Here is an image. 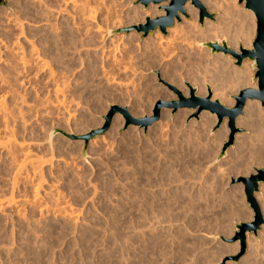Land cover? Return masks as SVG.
<instances>
[{
	"label": "rangeland",
	"instance_id": "rangeland-1",
	"mask_svg": "<svg viewBox=\"0 0 264 264\" xmlns=\"http://www.w3.org/2000/svg\"><path fill=\"white\" fill-rule=\"evenodd\" d=\"M90 1L87 16L70 4L60 12V0H0V99L14 113L9 124L0 116V264H264V225L257 237L248 235L237 262L238 243L223 241L253 218L242 184L231 180L264 169V155H257L264 131L250 110L237 118L242 132L217 164L229 129L226 120L216 128L208 112L195 119L194 110L171 116L162 109L146 130L126 127L115 114L105 133L82 140L103 126L111 106L142 118L158 101L176 100L163 81L185 97V83L200 97L210 90L214 101L232 107L237 89L219 67H238L197 45L225 39L234 51L251 49L255 18L249 39L242 30L234 40L233 26H219L212 41L168 50L155 45L154 34L168 38L171 28L146 38L131 30L164 16L160 7L168 2L145 9L139 0ZM202 4L214 17L202 28L224 24ZM152 6L158 15L146 17ZM234 8L245 10L238 0ZM186 14L174 25L191 22ZM196 24L201 28L198 11ZM255 198L264 218V184Z\"/></svg>",
	"mask_w": 264,
	"mask_h": 264
},
{
	"label": "water",
	"instance_id": "water-1",
	"mask_svg": "<svg viewBox=\"0 0 264 264\" xmlns=\"http://www.w3.org/2000/svg\"><path fill=\"white\" fill-rule=\"evenodd\" d=\"M168 2V6L163 8L165 11L164 17H157L155 19H146V24L139 25L131 30L136 33H142L143 38L153 35L157 30L163 35H167V30L174 26L175 21L179 22V15L187 16L185 13V5L189 3L198 11V22L202 26L205 20H213V14L209 13L206 7L200 0H140V3L146 9L150 4L159 5ZM238 5H243L245 10L253 13L256 23L255 37L251 43V49H245L242 45L239 46L238 51H234L227 45L225 39L216 40L215 42H206L197 45L200 48L209 50L210 55L229 56L234 60L236 67L241 68L245 61L250 63V69L254 71L252 83H256V89L245 88L233 96L234 105L226 107L219 100L211 101V93L208 91L207 97H200L197 95V89L191 84L185 83L188 89V97H185L181 91L175 86L163 81V84L176 96V100L170 102L158 101L153 110L152 116H145L142 118L132 117L126 109L111 106L108 113L103 117L104 124L101 128L91 131L88 135L82 137L85 143L94 139L97 136L105 133L110 127L112 118L115 114H120L125 119V126H137L146 130L160 119L162 109L171 110L173 116L179 110H194L193 117L198 119V116L203 112H208L211 116L216 118V128L220 127L224 121H227L229 134L226 142L222 145L221 151L214 161L217 164L226 156L227 151L234 147L236 135L242 130L236 127V120L243 115L245 104L248 100L258 101L261 107H264V0H238ZM114 32H110L113 34ZM57 131L49 135V144L52 141ZM70 139L74 136L67 135ZM232 185L242 184L245 201L249 209L253 213V218L248 223H238L234 227V234L231 239H223L228 243L237 242L239 245L238 255L233 258L237 262L247 250V237L253 234L257 237L261 226L264 225V218L262 216L260 207L255 198L259 192L260 184H264V169H255L254 174L248 177H239L231 180Z\"/></svg>",
	"mask_w": 264,
	"mask_h": 264
},
{
	"label": "bare ground",
	"instance_id": "bare-ground-1",
	"mask_svg": "<svg viewBox=\"0 0 264 264\" xmlns=\"http://www.w3.org/2000/svg\"><path fill=\"white\" fill-rule=\"evenodd\" d=\"M89 1L90 0H60V2H62V4H63V6H60L59 7V10H60V12H64L66 9H63V8H66V6L68 5V4H70L71 5V7H72V5H73V9H75L76 8V13H77V8H79V12L80 11H82V10H84V9H86V10H84L85 12H87V16H88V9L87 8H89L90 7V3H91V1H90V3H89ZM94 1V0H93ZM140 1V0H139ZM202 1V3H205V4H207V6H208V8L210 9V10H213V11H216V12H220L221 13V15L223 16V22H224V24L222 25V23L219 21L218 22V24H217V26H208V24H205V26H204V28H202V26H201V28H199L198 27V25L196 24V17H197V9H195L194 7H192L189 3H187L186 5H185V13H188V14H191V18H192V21L191 22H185V21H183L182 22V24H175L173 27H171V29L168 31L169 32V37L168 38H163V37H161L158 33H156V34H154V39H155V45L156 46H161L162 44H164L165 45V48L164 49H168L169 50V48L173 45V47L174 46H176L177 47V43H180V44H184V45H186L188 48L189 47H191L194 43H199V42H201L202 40H206V41H212L213 40V38H215V34L216 33H218L219 32V30L218 29H220L219 28V26H225V28L226 29H229L231 26H233V39L234 40H237V38H238V36H239V34H241L242 33V30L244 31V33H246L247 34V36H248V33H249V31L252 29V28H250L251 27V25H252V23H253V18H254V15H253V13L251 12V11H249V10H239V11H236L235 10V8H234V2H235V0H233V1H231V0H220V1H213V0H201ZM164 3H166V2H164ZM153 5V4H152ZM89 6V7H88ZM155 6H157V5H155ZM165 7H167L166 5H164L163 7H160V9L161 10H163V8H165ZM231 7H233L232 9H231ZM63 9V10H62ZM90 10H91V8H90ZM111 10V9H110ZM238 10V9H237ZM68 11V10H67ZM74 11V10H73ZM92 11V10H91ZM109 11V10H108ZM164 11V10H163ZM59 12V13H60ZM69 12V11H68ZM72 12V11H71ZM107 12V11H106ZM58 13V12H57ZM65 13H66V11H65ZM64 13V14H65ZM92 13V12H91ZM81 14H83V12L81 13ZM145 14V16L147 17L148 15H150L151 17H153V16H155V15H158V12H157V10H156V7H154V6H152V7H150L149 8V10L147 11V12H145L144 13ZM79 15H80V13H79ZM92 15V14H91ZM159 15H162V13H159ZM164 15H165V11H164ZM181 15V14H180ZM179 15V16H180ZM187 15V14H186ZM81 16V15H80ZM93 17V16H92ZM162 17H164V16H162ZM82 18V17H81ZM85 18V17H84ZM88 18H90V16L88 17ZM147 19H149V18H147ZM80 20V19H79ZM254 24V23H253ZM243 26L245 27V28H243ZM254 26V25H253ZM247 27H249V29L250 30H248L247 29ZM254 28V27H253ZM99 34V33H98ZM102 37V36H101ZM251 36H248V39L250 38ZM247 39V40H248ZM87 40V39H86ZM88 41V40H87ZM174 44H176V45H174ZM183 45V46H184ZM173 47H171V48H173ZM243 47L245 48V49H250L249 48V46H247V44H244L243 45ZM158 48V47H157ZM175 48V47H174ZM178 48V47H177ZM18 49V48H17ZM34 49V48H33ZM32 49V50H33ZM159 49H161V48H159ZM154 50H156V49H154ZM172 50V49H171ZM174 50V49H173ZM158 51V50H157ZM167 51V50H166ZM36 58H37V56H36ZM41 58V57H40ZM22 60H23V64H27V60H24V58H22ZM43 61H44V59H43ZM47 61V60H46ZM230 62H231V60L229 59L228 60V63L230 64ZM40 63H41V61H40ZM47 65V64H46ZM47 67V66H46ZM43 68V67H42ZM51 72V71H50ZM219 72H220V74L221 75H223V74H227V80H229L230 81V83L232 84V87H235L237 90H236V93H238V91H241V90H243V89H245V88H253V89H256V85L255 84H253L252 82H251V80H252V72L250 71V65H248L246 62H244L243 63V66L241 67V68H235V67H233V66H231V68H230V70L229 71H227L226 69H225V65H220V67H219ZM52 73V72H51ZM1 76V75H0ZM54 76V75H53ZM2 77V76H1ZM4 79V78H3ZM2 80V79H1ZM5 81V80H4ZM64 81V80H63ZM58 82V81H57ZM68 82V81H67ZM61 83H63V82H61ZM63 84H65V83H63ZM68 84V83H67ZM58 84H56V86H57ZM62 84H60V86H61ZM66 85V84H65ZM64 85V86H65ZM54 86V85H53ZM67 86V85H66ZM59 88V87H58ZM57 88H55V90H56ZM61 89V88H60ZM60 89H57V90H59V91H61ZM64 89V88H63ZM48 90V89H47ZM54 90V89H53ZM56 90V91H57ZM65 90V89H64ZM58 91V92H59ZM180 91V90H179ZM208 91H210V90H208ZM208 91H207V96H208ZM62 92V91H61ZM61 92H60V94H61ZM53 93V92H52ZM210 93H211V91H210ZM206 93H204L203 94V97H205L206 95H205ZM56 95H57V92H56ZM55 95V96H56ZM62 95V94H61ZM60 95V96H61ZM206 96V97H207ZM2 97V96H1ZM0 97V98H1ZM64 98V97H63ZM5 99V98H4ZM61 99V98H60ZM210 99H211V101H214L213 99H214V96L212 97V93H211V96H210ZM49 100V99H48ZM48 100H46V101H48ZM63 100V99H62ZM45 101V102H46ZM61 101V100H60ZM216 101V100H215ZM49 102V101H48ZM52 102V101H51ZM65 102V101H64ZM258 101H256L254 104L253 103H251L250 102V100H248L247 102H246V104H245V107H244V110H250L251 112H252V115L253 116H256V117H259L260 118V122L261 123H258V127L260 128V130H263L264 131V107H262L263 109H260L259 108V104L257 103ZM61 103V102H60ZM4 101H3V98L2 99H0V113H1V115L0 116H4L5 118V120H4V123L5 122H7L8 121V119H9V121H8V123L7 124H9V122H10V118H8L7 116H13V112L12 111H10V112H12V113H10V115H9V113L7 112V108H6V105L4 106ZM46 104V103H45ZM49 104H50V102H49ZM67 104V103H66ZM8 105V104H7ZM48 105V104H47ZM69 106V105H68ZM57 107V106H56ZM50 108H51V106H50ZM10 109V108H9ZM13 111H14V109H12ZM9 111V110H8ZM16 111V110H15ZM64 111V110H63ZM65 111L67 112V109H65ZM247 111V112H248ZM244 112V111H243ZM61 114V113H60ZM68 114H70V113H68ZM165 115V114H164ZM2 116V117H3ZM165 116H167V114L165 115ZM16 117V116H15ZM69 117V116H68ZM163 117V116H162ZM6 118H8L7 119V121H6ZM13 118V117H12ZM11 118V120H13ZM16 119V118H15ZM163 120V119H162ZM13 122V121H12ZM11 123V122H10ZM11 125V124H10ZM9 126V125H8ZM9 129V128H8ZM11 131H13V130H11ZM12 137H13V135H12ZM5 142H7V141H5ZM16 142V141H15ZM4 143V142H3ZM3 143H2V146L4 147V145H3ZM17 143V142H16ZM15 143V144H16ZM10 144V143H9ZM18 144V143H17ZM7 144L5 143V146H6ZM13 144H11V146H12ZM10 146V147H11ZM0 147H1V142H0ZM9 148V147H8ZM7 148V149H8ZM22 148V147H21ZM11 149V148H10ZM9 149V150H10ZM12 149H14V147L12 148ZM8 150V151H9ZM12 152H14V151H10L9 152V156H10V158L11 157H13L14 156V153H12ZM11 153L13 154V156L11 155ZM258 156L259 155H264V152H259L258 154H257ZM25 156H27V154L25 155ZM261 158H263V157H261ZM17 159V158H16ZM259 159V158H258ZM12 161H14V159H11ZM16 161V160H15ZM24 162V161H23ZM25 163V162H24ZM43 163V162H42ZM16 164V163H15ZM31 164V163H30ZM41 164V163H40ZM24 165V164H23ZM23 165H16V175H19L20 174V172H21V169L24 167ZM32 165H33V163H32ZM34 165H36V164H34ZM38 165V164H37ZM37 165L36 166H34V167H36L35 168V170L34 171H36L37 169L39 170V166L37 167ZM30 167H31V165H30ZM33 167V168H34ZM41 167V166H40ZM19 172H18V171ZM23 170V169H22ZM24 171H26V170H24ZM23 174H25V172L23 173ZM28 174V173H27ZM35 174V173H34ZM33 175V174H32ZM21 176V175H20ZM23 176V175H22ZM17 178V177H16ZM27 180H29V179H27ZM40 184V183H39ZM38 184H36L35 186H37ZM259 188H260V186H259ZM39 189V188H38ZM36 190H37V187H36ZM36 195V194H35ZM38 197V196H37ZM11 199V198H10ZM12 201H10V203H11ZM10 203L9 204H7V206L9 205L10 206ZM13 203V202H12ZM29 203V202H28ZM40 222V221H39ZM37 223V222H36ZM41 225V224H40ZM39 228V227H38ZM41 229V228H40ZM37 230V229H36ZM256 253H257V251H256ZM257 255V254H256ZM262 258V257H261ZM251 260V259H250ZM252 260H253V258H252ZM247 262V261H246ZM251 262V261H250ZM257 262V261H256ZM253 264V263H252ZM256 264V263H255ZM261 264V263H260Z\"/></svg>",
	"mask_w": 264,
	"mask_h": 264
}]
</instances>
